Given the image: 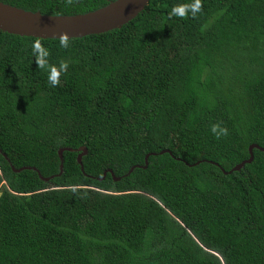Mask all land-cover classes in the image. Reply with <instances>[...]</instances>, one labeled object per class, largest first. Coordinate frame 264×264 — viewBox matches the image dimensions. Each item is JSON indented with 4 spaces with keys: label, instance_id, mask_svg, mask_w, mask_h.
<instances>
[{
    "label": "trees",
    "instance_id": "1",
    "mask_svg": "<svg viewBox=\"0 0 264 264\" xmlns=\"http://www.w3.org/2000/svg\"><path fill=\"white\" fill-rule=\"evenodd\" d=\"M0 1L74 15L114 0ZM201 3L181 18L195 0H151L66 48L41 39L68 64L56 87L37 38L0 31V264H264V152L231 174L209 163L264 148V0ZM65 147L87 149L83 171L65 151L56 177ZM108 169L121 180L99 181Z\"/></svg>",
    "mask_w": 264,
    "mask_h": 264
},
{
    "label": "water",
    "instance_id": "2",
    "mask_svg": "<svg viewBox=\"0 0 264 264\" xmlns=\"http://www.w3.org/2000/svg\"><path fill=\"white\" fill-rule=\"evenodd\" d=\"M151 0H114L107 5L98 8L96 10L74 15H46L39 11H28L16 6H12L0 1V31L21 36V37H33L40 39H57L60 40L61 33L67 35L68 40L84 38L91 35L104 34L116 29H120L122 26L132 21L138 14H140ZM257 149L264 152V148L259 147L256 144H252L248 148L249 158L235 165L231 170L225 171L218 164L209 162L219 167L223 174H231L233 172L240 171L246 164H250L253 161V150ZM76 152L77 162L83 171L82 158L87 154L85 147H79L77 149L60 148L58 150L59 157V173L56 177L61 176L63 173V153ZM168 153L169 150H162L158 154L162 155ZM149 155L155 156L156 153H150L146 155L144 166H134L127 174L130 175L133 170L138 167L145 169L147 167V159ZM202 162V161H201ZM200 162H196L192 165L185 163L187 166H196ZM14 173H20L24 170L32 169L37 172L38 176L44 182H48L55 176L42 177L39 171L33 167H22L15 169L11 166ZM107 173H109L113 181L118 182L121 178L116 177L111 169L106 170L99 181L104 180Z\"/></svg>",
    "mask_w": 264,
    "mask_h": 264
},
{
    "label": "clouds",
    "instance_id": "3",
    "mask_svg": "<svg viewBox=\"0 0 264 264\" xmlns=\"http://www.w3.org/2000/svg\"><path fill=\"white\" fill-rule=\"evenodd\" d=\"M66 3L72 4L73 0H66ZM189 7H191L193 15H195L196 12H199L202 9L201 0H195V4L192 6L183 5L173 7L171 13H169V16H180L181 18H183L184 16H186ZM60 44L61 47H68V38L65 33H61ZM33 52L35 54V63L37 67L41 69L49 67L51 69L49 82L53 87L58 86L60 83L59 76L63 71L67 69L68 64L66 62H61L58 68L54 65H50L47 60V57L50 55V53L42 46L40 38H37L35 40L33 44ZM222 123L223 122L221 121L211 125V131L217 139H219L221 136L226 137L229 134L227 127L222 126Z\"/></svg>",
    "mask_w": 264,
    "mask_h": 264
}]
</instances>
